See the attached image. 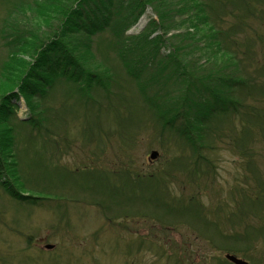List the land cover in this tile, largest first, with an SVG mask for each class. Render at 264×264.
I'll return each mask as SVG.
<instances>
[{
  "label": "trees",
  "instance_id": "1",
  "mask_svg": "<svg viewBox=\"0 0 264 264\" xmlns=\"http://www.w3.org/2000/svg\"><path fill=\"white\" fill-rule=\"evenodd\" d=\"M263 1L0 0L1 191L29 206L65 199L56 191L71 176L34 172L40 150L60 169V159L84 138L97 161L104 153V133L131 146L134 134L129 137L127 124L137 122V130H144L152 119L160 149L171 154L167 168L176 170L162 166L152 180L129 169L118 178L103 168L88 174L74 170L78 186L70 185L79 189L75 194L84 190L99 204L129 191L130 203L150 202L154 210L162 202L167 209L186 211L191 204L170 188L177 172L195 185L215 174L217 151L235 153L249 165L257 153L251 143L264 145V40L250 22L263 16ZM147 9L154 18L139 34L127 35ZM116 66L126 80L117 77ZM20 98L28 109L24 119L16 116ZM240 182L228 191V204L235 206L231 213L220 201L207 210L198 202L191 217L217 226L240 224L253 214L261 226L252 232L247 227L245 238L261 239L264 213L256 212L264 208V165L245 172ZM245 191L251 195L245 197ZM142 245L138 241L123 252L130 264H136ZM156 245L144 250L172 264ZM31 257L34 264H59L56 258Z\"/></svg>",
  "mask_w": 264,
  "mask_h": 264
},
{
  "label": "rangeland",
  "instance_id": "2",
  "mask_svg": "<svg viewBox=\"0 0 264 264\" xmlns=\"http://www.w3.org/2000/svg\"><path fill=\"white\" fill-rule=\"evenodd\" d=\"M142 18L145 22L142 29L135 25L127 35L142 32L154 15L147 9ZM250 22L264 40V14L260 20ZM117 63L115 62V65H118ZM115 69L117 77L126 80L122 70L117 66ZM131 90V94L135 95L134 90ZM134 101L138 102L137 107L140 108L141 102ZM145 126L144 130H137V122L127 124L125 130L130 134L129 137L134 134L131 146L119 143L117 136H107L104 133V153L97 161L91 159L90 146L83 144L86 143L85 139L80 138L71 145L67 157L60 159L59 165L65 170L55 169L42 149L39 164L35 162L33 171H67L71 175L74 170L87 172L103 168L104 172L113 173L114 177L118 178L129 169L138 174L144 173L152 180L159 177V174L154 173L162 166L167 168V159H170L171 154L166 149H160L154 121L148 119ZM173 143L170 142L169 150H172ZM251 146L257 153L249 165L244 159L241 161L235 153L231 154L227 150L217 151L215 174L203 176L195 185L187 180L185 172H177L170 188L174 192L173 196L185 198V205L191 204L186 206V211L181 208L173 209V206L167 209L162 202H157L154 210L150 202L130 203L125 195L129 191L123 192L122 196L111 194L109 201H101L99 204L86 199L88 194L84 190L75 194V187H72L70 182L78 186V181H75L73 176L70 182L63 179V184L56 191V195L66 197L58 202V206L55 201H42L35 206L14 203L0 189V264H34L31 256L38 258V255L43 259L56 258L59 264H130V258L123 252L138 241L143 242V247H140L137 258L132 261L136 264L166 263L165 258L156 257L155 251L144 250V247L151 243L153 246L158 244L159 248H156L163 250L165 254L167 251L173 259L172 264L181 260L185 264H219L227 253L251 264H264V244L261 241L264 235L261 239L245 238L248 234L247 227H250L252 232L261 226L253 214L244 216L240 224L236 221L234 224L219 222L217 226L213 222L205 226L201 222L202 218L191 217V211L198 209V202L206 210L215 208L219 201L220 205L225 206V212L227 209L228 213H231L235 209L233 203L228 204V191L241 183L245 172L253 167L256 172L263 169L264 145L252 142ZM152 150L159 153L154 162L148 159ZM25 167L28 168L29 165ZM168 168L176 170L173 165ZM65 177L68 178V175ZM248 181L252 182L251 175ZM86 187L89 185L85 184L84 188ZM248 195H251L250 191H245V197ZM226 199L227 203L224 205L222 201ZM256 213L263 214V206ZM214 232H217V235L212 236ZM27 238H31L30 245L27 244ZM45 245L54 247L46 250ZM26 251L28 253H22Z\"/></svg>",
  "mask_w": 264,
  "mask_h": 264
},
{
  "label": "water",
  "instance_id": "3",
  "mask_svg": "<svg viewBox=\"0 0 264 264\" xmlns=\"http://www.w3.org/2000/svg\"><path fill=\"white\" fill-rule=\"evenodd\" d=\"M157 157H158V153L156 151L150 152V154H149V160H151V161L156 160ZM52 247L53 246L47 245L46 246V249H52ZM224 258H225L226 261H228L231 264H249L248 262H246V261H244L242 259H239L236 256L231 255V254H226L224 256Z\"/></svg>",
  "mask_w": 264,
  "mask_h": 264
},
{
  "label": "bare ground",
  "instance_id": "4",
  "mask_svg": "<svg viewBox=\"0 0 264 264\" xmlns=\"http://www.w3.org/2000/svg\"><path fill=\"white\" fill-rule=\"evenodd\" d=\"M143 23H144V18H143V19H141V21L139 22L138 26H139V27H140V26H142V25H143Z\"/></svg>",
  "mask_w": 264,
  "mask_h": 264
}]
</instances>
